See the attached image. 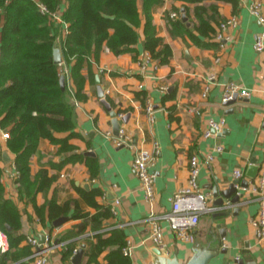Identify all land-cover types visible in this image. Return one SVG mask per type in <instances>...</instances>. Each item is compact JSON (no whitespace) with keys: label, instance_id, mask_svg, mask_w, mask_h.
<instances>
[{"label":"crops","instance_id":"1","mask_svg":"<svg viewBox=\"0 0 264 264\" xmlns=\"http://www.w3.org/2000/svg\"><path fill=\"white\" fill-rule=\"evenodd\" d=\"M250 2L251 0H204L193 3L188 0H164L163 5L154 11L153 22L158 34L172 48L170 63L161 65L151 57L147 68H141L140 63L151 56L143 48L144 34L141 30L138 44L140 54L136 60L130 53L116 55L106 47L101 53L100 62L94 65L112 109L117 116L120 113L129 115L128 121L122 123L133 133L135 144L147 148L151 147L153 141L160 144L161 152L154 167L157 174L156 200L152 209L155 214L164 215L172 210L171 198L187 182L189 160L193 154L200 157L199 182L204 192L212 194L215 186L226 188L233 182V171L237 168L245 172L243 180L248 182L250 188L242 190L244 195L240 199V203H243L241 210L234 215V207H231L230 213L221 217H215V214L226 209L216 208L203 212L194 228L195 240L192 242L180 240L169 229V222L162 219L169 255L159 253L151 238V207L144 200L140 179L132 167L134 149L117 146L108 135L109 132L117 135L113 130L110 111L98 97L96 80L94 84L87 82L88 100L84 103L74 101L77 135L69 142L77 146L78 153L96 160L95 176L92 177L86 161L67 163L62 171H58L55 165L66 160L69 153H59V146L48 139L40 143L39 151L30 160L31 174L44 167L48 169L49 175H59L50 189L38 193V204L53 197L60 203L77 199L84 211L94 214L97 209L83 202L76 188L79 186L87 189L82 185L87 182L90 184L87 190L93 187L102 190L97 197L98 202L111 206L113 216L104 222L103 228L95 229L90 225L86 233L78 237V249L83 244L86 245L81 264L87 261V254L96 240L95 235H109L116 228L123 229L127 234V244L131 247V264H163L167 257L187 262L197 248H203L209 242L213 234L219 235L215 227L217 223H223L227 230V236L219 245L220 250L225 247L227 252L218 256L219 263L235 258L237 253L246 248V243H249L250 253L243 256L255 258L257 264H264V238L257 236V230L251 224L252 218L261 211L264 200V189L261 193L251 190L252 184L258 182L264 170V51L258 53L254 49L255 40L263 32L264 26L250 12ZM139 5L142 7V0H139ZM201 5L207 9L205 17L212 15V7H216L220 23L231 15L238 17V25L227 30L229 40L224 49L220 48L215 38L220 24L214 23L216 32L210 33V40L194 29V25L199 24L195 8ZM59 6L64 10V3ZM182 8H185L189 25L182 20ZM173 11L179 12L178 18L193 30L202 44L182 31L171 32L169 18ZM59 27L58 40L61 41L67 31L62 26ZM217 58L220 60L217 61ZM210 73L216 74L217 82L204 99V82ZM231 82L253 92L250 96H241L243 100L227 106L223 101L224 85ZM161 87H166V90L162 91ZM141 91L147 94L146 104L149 101L154 105L153 122L148 121L145 106L136 96ZM167 93H173V97L164 101ZM210 117L225 118L226 126L222 133L205 138L203 132ZM117 119L119 120L118 117ZM68 134L59 133L57 136L66 137ZM4 142L0 137L2 151L7 152L10 161H2L3 167L10 166L13 160V156L5 149ZM217 144L223 145L220 153L214 152ZM212 152L214 159L206 162V156ZM253 158L259 166L255 178L248 176ZM62 173L65 174L64 177L61 176ZM2 182L4 196L17 202L22 211L21 232L26 236L50 233L55 238L62 231L68 233L81 222V219L71 220L69 216V220L59 227H44L37 222L32 207L18 200L17 180L11 167L8 174H3ZM209 205L213 206L211 202ZM65 243L66 241H62L59 246H52L47 252V264H74L72 259L75 254L69 261L63 262ZM107 252L99 257L100 264H105Z\"/></svg>","mask_w":264,"mask_h":264},{"label":"trees","instance_id":"2","mask_svg":"<svg viewBox=\"0 0 264 264\" xmlns=\"http://www.w3.org/2000/svg\"><path fill=\"white\" fill-rule=\"evenodd\" d=\"M188 1L200 3L204 0ZM38 2L51 11L65 4L61 11L68 30L61 41L58 40L59 25L49 14L40 11ZM163 3L164 0H142L140 7L139 0H0V129L8 132L4 145L13 156L17 172V198L32 207L37 222L52 229L54 220L62 216L81 219L62 238L66 241L62 255L64 263L78 249V237L86 233L90 225L95 229L103 228L113 212L110 205L98 202L97 197L102 193L98 187L90 190L76 187L83 202L97 209L94 214L84 211L77 199L60 203L53 197L38 204V193L50 189L59 175H49L44 167L31 174V157L39 151L40 143L48 139L59 146V153H69L66 160L55 165L58 171L67 163L86 161L92 177L95 176L96 160L78 153L77 146L69 142L77 135L74 101L84 103L88 100L86 84L95 83L94 65L100 62L106 47L116 55L130 53L133 59L138 58L141 30L144 50L159 64L170 63L172 48L158 34L153 22L154 11ZM212 9L214 13L205 17V6L195 8L199 24H195L194 29L208 40L210 33L216 32L214 23L220 24L216 7ZM169 24L171 32L182 31L201 43L179 18L170 17ZM55 47L61 49V64L55 62ZM63 74L65 89L61 85ZM136 96L146 106L147 94L141 91ZM172 97L173 93H167L164 101ZM59 133L69 134L58 137ZM2 153L0 144V229L6 232L9 241V250L0 255V264H30L32 260L28 257L32 247L24 243L22 211L17 202L4 196ZM95 236L85 264H100L98 259L105 251H108L105 264H131L130 257L123 251L127 245L123 229Z\"/></svg>","mask_w":264,"mask_h":264},{"label":"built area","instance_id":"3","mask_svg":"<svg viewBox=\"0 0 264 264\" xmlns=\"http://www.w3.org/2000/svg\"><path fill=\"white\" fill-rule=\"evenodd\" d=\"M9 1V0H6ZM40 11L43 14H49L57 25L62 26L65 30H68V23L62 17L61 6L57 10L51 11L45 4L38 2ZM250 12L258 18L260 23L264 26V0H251L249 6ZM170 17L175 19L179 17V13L173 11L170 13ZM239 23V19L236 15H231L226 20L220 23V28L215 35L216 41L219 43L220 48L224 49L228 43L229 36H227V30L230 27H236ZM254 49L260 53L264 51V30L260 33L254 43ZM152 60L151 56H147L144 61L140 63L142 69H146L149 62ZM220 58H217V61ZM68 72V70H66ZM264 79V75H263ZM217 82V76L215 73H210L205 78L204 87L202 91V97L205 99L208 97L209 92L214 84ZM162 91L166 90V87H161ZM253 90L241 88L234 83H228L224 85L223 101H229L234 98L236 94L239 96H250ZM106 96V92H105ZM145 113L149 122L155 120V108L153 103L147 102L145 106ZM119 120H123L125 113H120L118 116ZM226 126V119H216L210 117L207 122V127L203 132V137L209 138L216 136L221 133ZM111 136L117 146H127L134 149V158L132 167L137 174L141 182V187L144 192V200L151 207V213L149 220L151 222V238L156 245L157 249L161 254L169 255V249L164 240V227L161 224V220L165 219L169 222V229L182 241L192 242L195 240L194 228L200 221V215L203 212L211 211L216 208L227 209L236 205H228L226 207L210 206L209 202L212 203V194L202 191L199 174H200V157L198 154H193L189 160V175L187 182L177 189L171 198L172 210L164 215H157L153 211L155 197V182H156V171L154 170L156 161L160 155L161 149L160 144L157 141H153L151 147L147 148L144 146H137L134 142V136L132 132H129L123 123L119 129L117 135L108 133ZM0 137L5 140L8 138V132L0 129ZM223 151V145L217 144L214 148V152L220 153ZM214 152L209 153L206 156L205 161L210 162L214 159ZM15 176L17 172L13 166H10ZM62 177L65 174H61ZM245 178V172L242 169H235L233 171V181L237 194H240L244 190L250 187H243L241 182ZM264 189V170L261 172L258 182L253 183L251 190L257 193H261ZM243 190V191H242ZM118 201H116L117 203ZM241 204V203H240ZM251 224L257 230V236L262 239L264 238V200L263 206L259 214L252 218ZM32 247V254L28 257L32 261L30 264H47L48 256L47 252L52 248L54 236L50 233L45 234V240L40 243L39 237L34 234L26 236L25 240ZM37 246L41 248L37 250ZM9 250V241L5 231L0 229V255ZM78 249L75 250V254ZM126 255H131V247L129 244L123 249Z\"/></svg>","mask_w":264,"mask_h":264},{"label":"water","instance_id":"4","mask_svg":"<svg viewBox=\"0 0 264 264\" xmlns=\"http://www.w3.org/2000/svg\"><path fill=\"white\" fill-rule=\"evenodd\" d=\"M181 11H182V20L189 25L190 22L188 21V16L185 12V8H182ZM54 57H55L56 63L58 64L62 63L63 61L62 52L59 47H55ZM96 83L98 85L97 86L98 97L100 98L103 105L110 111L114 133L118 134L122 122H127L129 115L125 116L123 120H118L116 111L112 109L110 102L107 100L105 96V90H104V87L101 85V79L99 75H96ZM61 85H62V88L65 89L66 77L64 74L61 76ZM238 100H243V98L239 96L238 94H236L232 100L225 101L224 104L228 106V105L235 103ZM2 159L6 163L10 161V157L7 154V152L2 153ZM255 163H256V160L255 158H253L252 165H250L249 170H248V176H250L251 178H255L259 172V166H257ZM4 170L8 174L9 166L8 165L5 166ZM235 183L236 181L231 182L226 188H220L219 186H215L212 190V198H213L212 204L217 207H226L228 205H236V206H232L234 207L232 213L234 215H237L239 211L241 210V206L243 205V203L240 204V199L243 197L244 193L241 192L240 194H237L236 188L234 186ZM82 185L83 187L87 189L90 188V184L87 182L83 183ZM241 185L247 188L249 184L246 180H243L241 182ZM229 213H230V210L229 208H227L223 212H219L215 214V217L226 216ZM68 220H69V216H62L54 220L53 226L59 227ZM215 227L218 229L219 235L213 234L209 242L203 248H197L195 250V254L192 256V258H190V260H188L187 262H181L177 258L173 259L171 257H167L163 260V264H257V261L255 260V258H246L245 256H243L244 254L250 253V250L248 249L249 243H246V248L243 249L240 253H237L235 258L228 259L222 263H219L218 256L220 254H225L227 252L226 250L227 248L225 247H223L221 250L219 249V245H221V241L225 239V237L227 236V230H226V226L223 223H217ZM7 230L9 231L10 228L7 227ZM66 233H67L66 231H62L59 234H57V236L54 238L53 245L59 246L62 243V238L64 237ZM37 236L40 239V243H43L45 240V234L38 233ZM40 248H41L40 246H37V250H39ZM85 249H86L85 244H83L78 249L77 253L72 259V262L74 264H81L84 253H85Z\"/></svg>","mask_w":264,"mask_h":264}]
</instances>
